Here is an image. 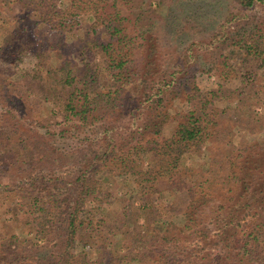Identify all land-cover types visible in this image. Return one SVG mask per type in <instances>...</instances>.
<instances>
[{
  "label": "trees",
  "instance_id": "16d2710c",
  "mask_svg": "<svg viewBox=\"0 0 264 264\" xmlns=\"http://www.w3.org/2000/svg\"><path fill=\"white\" fill-rule=\"evenodd\" d=\"M124 1L136 8L133 0ZM156 1L163 5L166 0ZM231 1L226 4L225 0H173L168 5L166 16H161L160 21L165 20L170 24L174 20L178 24L184 21L189 27L203 28L209 33L208 37L196 41L202 49L208 50L220 42L230 43L255 58H264V17H257L246 11L264 5V0ZM27 2L32 5L34 14L58 33L60 46L54 44L57 50L72 40H66L67 34L82 27L80 19L73 16L72 7L78 8V12L84 10L86 19L91 21L85 27L84 34L76 39L80 51L79 67L70 58H64L58 50L48 54L49 62L44 67L43 74L16 69V72L7 76L0 71V100L7 105L5 114H1L0 134L17 146L18 153V158L14 156V162L10 164L8 161L6 168L12 166L17 168V173L27 175L25 184L32 186V190L27 189L24 196L28 214L34 215L35 221L41 225V231H44V227H48L49 231L53 227H63L67 247L76 239L83 243V247L88 246V250L85 251L82 247L77 255L70 254L67 248L61 255L62 264H131L140 261L152 264H199L198 260L189 258L190 261L184 263V259L165 251L169 247L175 248L179 239L174 238V232L166 218L150 212L156 204L148 197H141L143 200L140 205H135L133 200L132 206H124L122 225L125 244L119 241L113 246H102L96 239L98 237L84 232V221L79 214L85 203L98 200L100 180L96 175L102 172L105 160L120 151L121 132L126 129V124L133 123L135 115L146 109L147 121L143 122V129L152 136H158L169 117L166 96L169 94L170 99L173 94L185 91L188 86L186 79L175 75L176 70L169 73V78L155 82L154 77L161 76L164 69L157 59L158 50L153 42L152 29L157 21L140 25L138 35L149 45L142 61L135 66L128 62L131 42L122 23L124 16L115 3L111 12L102 14L91 0ZM59 3H65L66 6L60 7ZM142 5L143 2L139 7ZM220 5L222 7L218 10ZM142 14H137V19ZM17 39L19 36L10 35V53L18 48L15 44ZM96 55H100L101 60H97ZM56 56L59 57L58 60ZM15 81L21 87L11 90ZM128 87L133 89H127ZM22 95L31 97L34 105H41L46 110L45 117L34 127L29 123L27 127L26 123L21 122L22 117H25ZM67 121H73L71 124L98 125L96 136L91 139L94 141L86 147H79L73 153H76L75 158L68 163V153L55 145L50 137L56 128L62 129L60 125H67ZM203 121L205 122L204 117L193 112L184 116L169 142L160 149L163 155L170 158L169 162L161 165L162 169L168 170H154L153 179H158L159 176L173 178L170 172L182 163L185 149L193 144L199 145L208 137L207 124L202 123ZM37 128L44 130L42 132ZM129 148L134 150L131 157H128V150L117 155L119 157L116 161L125 166L132 163L130 169H125L140 177L144 170L135 169L141 165L140 162L138 164L141 148L137 143ZM226 151L231 156L227 160V169L223 170L222 175L217 171L220 176L216 175L220 177L223 189L230 190L235 182L239 180L240 184L242 178L251 176V170L257 171L264 167V145H253L239 163L236 162V156L232 160L229 147H226ZM235 163L239 164V170L235 168ZM66 165H75L74 172L61 178L52 174ZM242 169L247 171L243 172ZM176 173L178 172L174 170V174ZM12 185L19 189L23 187L18 183ZM195 187V197L182 211L185 216L182 229L188 228L189 222L194 221L192 216L196 211L202 212L203 207L211 201L201 192L202 182ZM217 208L223 207L217 205ZM221 234L226 239L221 246L225 249L223 258H226L228 264H264V205L258 206L256 216L245 224L241 235H235L232 231L230 235H224V231ZM101 252L104 255L99 258L89 256L90 253ZM28 259L35 261L36 258L27 254L14 236L1 240L0 264H19ZM38 263L60 264L50 257H43ZM212 263L218 264V261Z\"/></svg>",
  "mask_w": 264,
  "mask_h": 264
},
{
  "label": "rangeland",
  "instance_id": "374dc122",
  "mask_svg": "<svg viewBox=\"0 0 264 264\" xmlns=\"http://www.w3.org/2000/svg\"><path fill=\"white\" fill-rule=\"evenodd\" d=\"M91 1L102 14L111 12L114 3L119 7L120 14L124 16L122 23L131 42L128 61L131 65L140 64L149 45L138 35L140 25L157 21L152 29L153 42L158 50L157 59L164 69L161 76L154 77L155 82L169 78V73L176 70L175 75L189 83L185 91L173 94L170 99L169 94L166 96L169 117L158 136H152L143 129V122L147 121L146 109L135 115L133 123L126 124V129L121 132L120 151L117 155L130 150V158L134 150L129 147L137 143L141 148L138 157V164L140 162L141 165L135 170H144L143 175L137 177L136 173L129 171L132 163L125 166L117 162V155L106 159L102 172L96 175L100 180L98 200L88 201L80 209L84 232L94 234L98 237V243L105 247L113 246L119 241L123 243L124 206H132L133 200L135 205H140L141 200L148 197L154 205L156 204L150 212L166 218V222L172 227L174 238L179 239V244L175 248H167L166 252L184 259V263L191 259L198 260L199 264H213L215 261H218V264H228L226 258H223L225 249H222L221 244L226 239L221 232L230 235L232 231L235 235H241L245 224L256 216L258 206L264 205V167L257 171L251 170L252 175L248 178L242 175L244 178L241 183L239 184L238 180L230 186V190L223 189L220 177L216 175H222L223 170L227 169V160L231 158L226 147L231 149L232 160L236 156V162L239 163L253 145H264V58H255L230 43L228 45L220 42L208 50L202 49L196 41L208 37L206 30L189 27L184 21L179 24L175 20L171 24L165 20L160 21L161 16H166L168 5L173 0H166L163 5L158 4L156 0H133V6L136 5V8L124 0ZM142 2V7H139ZM229 2L232 1L225 0L226 4ZM65 3H59L58 6L65 7ZM31 6L27 0H0V71L7 76L16 72V69L43 74L44 67L49 62L48 54L58 50L64 58H70L71 62L79 67L80 51L76 39H79L84 34L85 27L91 24V21L86 19V12L71 8L73 16L80 19L82 27L67 34L66 40H72L57 50L54 44L60 46L58 33L43 23L31 10ZM221 7L220 5L218 10ZM246 11L257 17H264V5ZM140 12L143 14L137 19L136 16ZM10 35L19 36V39L15 40L18 48L12 53L8 46ZM96 57L101 60L100 55ZM58 58L56 56L57 60ZM20 87L21 84L15 81L11 90ZM129 88L133 89H127ZM22 97L25 117H22L21 122L26 123L27 127V123L34 127L45 117L46 110L41 105H34L31 97ZM6 106V102L0 100V123ZM189 112L204 117L208 137L199 145L193 144L185 149L182 163L174 169L178 173L174 174V170L170 172L172 179L167 176L153 179L154 170H168L162 169L161 165L169 162L170 158L163 155L160 149L169 142L178 123ZM67 122V125H60L61 130L56 128L50 137L55 145L68 153V163L75 158L76 153H73L77 152L79 147H86L94 141L91 139L95 138L98 125ZM37 129L42 132L44 130ZM16 149L17 146L10 139L0 134V242L14 236L20 247L36 258L35 261L28 259L19 264H39L38 261L43 257H50L54 262L62 264L63 252L69 248L70 254L77 255L82 251L83 243L76 239L67 247L63 227H53L51 231L44 227V231H41V225L35 221L34 215L28 214L24 196L26 190L32 186L25 184L27 175L17 173L15 167L6 168L8 161L11 164L14 162V156L18 158ZM133 157L135 158V155ZM235 168L239 170V164L235 163ZM74 169L75 165H66L52 174L61 178L73 173ZM200 182L203 186L201 192L211 201L203 207L202 212L196 211L192 216L194 221L189 222L188 228L182 229L185 225L182 211L195 197V186L200 185ZM17 183L23 187L19 189L12 185ZM217 205H222L223 208L218 209ZM84 249L88 250V246H84ZM102 255L103 252L89 254L91 258H99ZM131 264L152 263L140 261Z\"/></svg>",
  "mask_w": 264,
  "mask_h": 264
}]
</instances>
